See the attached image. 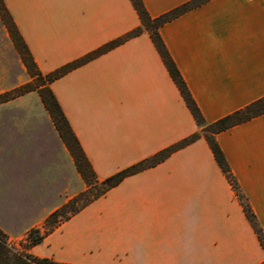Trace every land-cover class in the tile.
Wrapping results in <instances>:
<instances>
[{
	"label": "crops",
	"instance_id": "crops-1",
	"mask_svg": "<svg viewBox=\"0 0 264 264\" xmlns=\"http://www.w3.org/2000/svg\"><path fill=\"white\" fill-rule=\"evenodd\" d=\"M140 1L155 17L189 0ZM3 2L43 74L140 27L129 0ZM158 33L205 124L264 96V0H207ZM49 88L97 179L200 133L145 30ZM214 139L264 234V113ZM30 251L73 264L264 260L202 135L124 177Z\"/></svg>",
	"mask_w": 264,
	"mask_h": 264
},
{
	"label": "trees",
	"instance_id": "trees-1",
	"mask_svg": "<svg viewBox=\"0 0 264 264\" xmlns=\"http://www.w3.org/2000/svg\"><path fill=\"white\" fill-rule=\"evenodd\" d=\"M129 1L140 21V27L131 29L124 34L105 42L98 48L84 54L83 56L43 74L37 69L26 45L24 44L14 22L12 21L7 8L4 5L3 0H0V18L6 27L13 47L22 64L26 68L29 77L32 79V83H35L36 93L39 101L50 118L60 140L72 158L74 167L84 183V188L81 191L67 199L64 203L50 211L44 217L41 229L36 227L29 228L26 231L23 239L17 244L8 242L6 235L0 230V264H73L69 262L56 261L46 256H38L30 251V247L40 243L46 235L52 232L61 223L68 220L71 216L76 214L93 200L102 196L107 190L116 186L124 177L155 166L156 164L162 162L172 152L193 142L200 135H202L205 142L207 143L216 164L218 165L220 171L224 175L226 181L236 196L238 203L242 208L243 214L252 228L259 245L264 250V234L262 233L243 194L240 192L238 184L231 174L214 139V135L216 133L264 113V96L252 101L241 109L227 114L211 123L205 124L196 105L191 99L178 70L170 59L164 44L160 39L158 29L167 21L175 18L176 16L191 8L206 2L207 0H189L155 17H150L148 15L140 0ZM142 30L147 32L150 41L152 42L168 72V75L176 86L196 125L200 128V133H193L167 147L160 149L148 157H145L112 173L103 179H97L82 150L80 149V146L60 109V106L52 94L49 84L68 71L114 48L120 43L137 36ZM20 94L21 92H19V87L2 92L0 93V103L6 102ZM256 264H264V260Z\"/></svg>",
	"mask_w": 264,
	"mask_h": 264
},
{
	"label": "rangeland",
	"instance_id": "rangeland-1",
	"mask_svg": "<svg viewBox=\"0 0 264 264\" xmlns=\"http://www.w3.org/2000/svg\"><path fill=\"white\" fill-rule=\"evenodd\" d=\"M18 87L20 95L0 103V230L14 244L84 183L0 18V93Z\"/></svg>",
	"mask_w": 264,
	"mask_h": 264
}]
</instances>
